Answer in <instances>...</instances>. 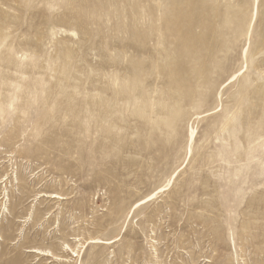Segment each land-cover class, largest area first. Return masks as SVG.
<instances>
[{
	"label": "rangeland",
	"instance_id": "1",
	"mask_svg": "<svg viewBox=\"0 0 264 264\" xmlns=\"http://www.w3.org/2000/svg\"><path fill=\"white\" fill-rule=\"evenodd\" d=\"M0 180V264H264V0H0Z\"/></svg>",
	"mask_w": 264,
	"mask_h": 264
},
{
	"label": "bare ground",
	"instance_id": "2",
	"mask_svg": "<svg viewBox=\"0 0 264 264\" xmlns=\"http://www.w3.org/2000/svg\"><path fill=\"white\" fill-rule=\"evenodd\" d=\"M258 4V0H256V5ZM257 15V6H256V11H255V16ZM254 17V16H253ZM247 50V49H246ZM247 52V51H246ZM245 52V53H246ZM246 58V57H245ZM197 128V127H196ZM195 135H196V129H195V127L194 126H191V128H190V132H189V141H193V140H195L194 138H195ZM192 152V151H191ZM189 153H190V151H189ZM189 156V155H188ZM172 178V177H171ZM0 182H1V180H0ZM169 182V181H168ZM173 181H172V179H171V182L170 183H172ZM166 186V185H165ZM166 188V187H165ZM163 189H164V187H163ZM161 190V189H160ZM159 190V191H160ZM158 191V192H159ZM155 194V195H154ZM149 196H155L156 197V193H152V194H150ZM149 196H147L145 199H143V200H141L138 204L140 205V203L142 204V201L145 203L148 199V197ZM52 197H54V198H60L61 196L60 195H57V194H54ZM138 205V206H139ZM91 242H96L97 240H95V239H93V240H90ZM89 241V242H90ZM98 241L99 242H102V243H105V244H109V243H111L112 241L111 240H106V239H98ZM88 243V242H87ZM83 247L85 246V244H83L82 245ZM30 251H32V252H35V251H37V252H39V253H42V254H44V255H50L51 253L50 252H45V251H40V250H36V249H30ZM80 252H81V250H79V252L77 253V255L78 256H80Z\"/></svg>",
	"mask_w": 264,
	"mask_h": 264
},
{
	"label": "snow or ice",
	"instance_id": "3",
	"mask_svg": "<svg viewBox=\"0 0 264 264\" xmlns=\"http://www.w3.org/2000/svg\"><path fill=\"white\" fill-rule=\"evenodd\" d=\"M245 51H246V50H245ZM237 75H240V73L237 72ZM237 75H233L231 79H232L233 81L236 80ZM161 191H163V189H161ZM152 198H153L152 196H149V197H148V199H152ZM142 203H143V201H142Z\"/></svg>",
	"mask_w": 264,
	"mask_h": 264
}]
</instances>
